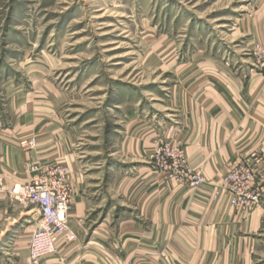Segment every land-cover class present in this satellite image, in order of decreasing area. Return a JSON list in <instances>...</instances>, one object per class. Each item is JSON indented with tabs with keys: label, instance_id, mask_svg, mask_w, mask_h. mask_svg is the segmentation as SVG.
Returning a JSON list of instances; mask_svg holds the SVG:
<instances>
[{
	"label": "rangeland",
	"instance_id": "374dc122",
	"mask_svg": "<svg viewBox=\"0 0 264 264\" xmlns=\"http://www.w3.org/2000/svg\"><path fill=\"white\" fill-rule=\"evenodd\" d=\"M263 2L0 0V113L53 109L70 131L63 165L73 194L79 184L92 197L86 236L99 240L103 263L124 252L132 230L121 226L132 220L148 232L156 264L158 230L151 220L145 226L146 195L159 187L216 189L209 178L191 186L173 164L165 171L158 150L180 147L188 166L201 167L190 163L179 110L191 79L211 71L208 62L264 75V44L251 38L264 24ZM0 193V264H8L16 247L8 239L30 240L41 217L34 205Z\"/></svg>",
	"mask_w": 264,
	"mask_h": 264
},
{
	"label": "crops",
	"instance_id": "0c3cea01",
	"mask_svg": "<svg viewBox=\"0 0 264 264\" xmlns=\"http://www.w3.org/2000/svg\"><path fill=\"white\" fill-rule=\"evenodd\" d=\"M251 38L264 44V24ZM205 65L211 71L191 79L189 100L179 110V128H183L181 138L191 165L204 167L208 178L219 183L234 158L253 150L264 155V75L233 72L224 62ZM70 149V131L53 109L0 113V179L8 184L29 182L36 175L31 166L69 165ZM259 170L264 172V162ZM76 186L70 226L79 237L75 241L63 238L59 252L43 258L42 264H107L99 240L86 236L94 210L92 197ZM213 188L207 184L196 191L174 187L167 192L159 187L157 194L146 195L142 202L145 226L148 228L151 220L158 230L153 255L156 264H264V209L233 205L225 188L214 201ZM2 196L0 193V200ZM25 213L21 211V215ZM123 226L126 234L130 229L131 234L125 238L124 252L114 253L109 264H151L153 243L148 232L132 220ZM134 230L141 235H133ZM8 240L16 245L8 264H25L28 237Z\"/></svg>",
	"mask_w": 264,
	"mask_h": 264
},
{
	"label": "built area",
	"instance_id": "2783aa9c",
	"mask_svg": "<svg viewBox=\"0 0 264 264\" xmlns=\"http://www.w3.org/2000/svg\"><path fill=\"white\" fill-rule=\"evenodd\" d=\"M163 158L165 171L173 164L182 169V177L191 186L198 187L207 182L204 167L192 168L187 165L185 150L167 146L158 150ZM264 155L256 150L234 158L228 164L226 173L215 185L213 200L216 201L221 189L231 194V203L243 209H264V172L259 166ZM36 173L29 182L6 186L0 179V191H8L18 202L34 205L41 217L29 244V258L25 264H42L43 258L55 254L63 238L75 240L77 234L69 226V211L73 202V186L69 169L63 164L40 168L31 166Z\"/></svg>",
	"mask_w": 264,
	"mask_h": 264
}]
</instances>
